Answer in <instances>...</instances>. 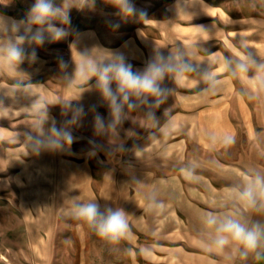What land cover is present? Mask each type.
<instances>
[{"label": "crops", "instance_id": "1", "mask_svg": "<svg viewBox=\"0 0 264 264\" xmlns=\"http://www.w3.org/2000/svg\"><path fill=\"white\" fill-rule=\"evenodd\" d=\"M178 6L188 14L180 11L178 15ZM0 15L25 19L1 5ZM145 18L146 22L97 21L80 28L70 26L62 41H46L35 48L36 62L25 61L21 70L26 76L19 79L34 85L27 90L32 96L60 103L77 98L81 91L75 86L66 88L60 80V61L67 63L70 74L75 67L73 57L80 59L77 52L96 47L123 54L134 70L145 66L156 46L167 55L172 46L200 42L199 58L213 59L208 54L218 51L228 55L230 47L243 38L264 56L261 12L233 13L224 4L181 0ZM196 26L212 38L202 43L208 36ZM25 49L32 51L28 45ZM220 79L215 94L203 95L202 85L195 81L176 87L166 78L162 86L175 91L156 109L158 124L143 120L142 108L132 113L135 121L123 122L115 143H110L108 136L95 135L94 115L99 113L107 121L108 109L98 92L84 91L79 100L71 101L73 107H82L85 115L79 126L71 129L75 141L70 150L26 155L24 133L29 131L31 117L23 108L35 97L15 90V81L0 74V102L7 108L0 116V201L6 205L3 210L19 213L18 227L24 228L29 241L23 250L48 264H264V249L259 256L228 262L204 252L196 243L202 212L212 208L223 211L225 190L236 182L237 174L264 168V156L259 155L264 151V104L242 94L245 90L239 81L223 74ZM89 83L94 86L95 80ZM62 113L60 105L50 108L58 127L71 118V112L67 116ZM213 132H232L236 142L228 149L210 151L207 137ZM119 145L122 150H117ZM144 147L148 154L141 161L134 149ZM192 160L199 164L196 172L200 179L195 183L185 181L179 172ZM213 161L217 162L215 168ZM153 191L166 205L159 215L145 211L146 197ZM76 196L96 198L101 210L123 208L129 215L130 237L109 245L65 215L68 199ZM251 219L264 223L261 215L252 214Z\"/></svg>", "mask_w": 264, "mask_h": 264}, {"label": "clouds", "instance_id": "2", "mask_svg": "<svg viewBox=\"0 0 264 264\" xmlns=\"http://www.w3.org/2000/svg\"><path fill=\"white\" fill-rule=\"evenodd\" d=\"M105 3L115 8L123 19L137 16L133 0H105ZM94 6L95 0H61L59 4L56 0H34L25 19L17 21L0 15V74H7L15 81V90L35 97L30 106L23 108L31 117L29 131L24 133L26 155L70 150L75 141L71 129L79 126L85 115L83 108L73 107L71 101L79 100L84 91L95 90L107 106V121L99 113L94 115V131L96 136L110 137V143H115L123 122L128 119L135 121L132 113L142 108L145 109L143 120L153 126L158 124L154 116L156 109L175 91L162 86L166 78L176 87L195 81L202 85L200 93L209 95L215 94L221 86L220 76L227 75L241 83L245 90L242 94L264 104V56L243 38L230 47L228 55H221L218 51L208 54L213 59L199 58L197 49L200 42L189 46H172L167 55L160 51L161 47L156 46L145 66L136 70L118 52L99 47L84 52L76 51L80 59L77 61L73 57L75 67L72 73L66 71L67 63L60 61V80L66 88H80V95L60 103H49L40 96H32L27 90L34 85H25L19 79L26 76L21 65L25 61L30 64L36 62V47L43 46L46 41H62L69 35V12L72 8L82 10ZM180 11L188 14L178 6V15ZM145 16V13L139 12L141 21H147ZM196 27L208 36L202 43L212 38L203 27ZM25 45L32 47L31 53L26 51ZM203 51L206 53L205 49ZM92 80H95L94 86L89 83ZM15 93L14 91L13 96ZM55 105L62 107V114L65 116L71 112V118L59 127L50 116V108ZM6 109L0 102V116H3ZM259 135L256 134L257 141ZM235 142L236 136L232 132H213L207 137L210 151L217 148L228 149ZM117 150H122V145ZM91 154L95 155V151ZM134 154L142 161L148 150L146 147L137 148L134 149ZM259 155L264 156V151ZM210 163L213 168L217 166L215 161ZM198 167V162L192 160L181 167L179 172L185 181L195 183L200 179L196 172ZM68 201L69 207L64 210L65 215L81 222L107 244L118 245L130 237L129 215L123 208L105 207L101 210L96 198L82 200L76 196ZM165 207L155 191L147 195L145 211L159 215ZM222 207L223 211L212 208L200 215L197 245L204 252L219 255L228 262L237 258L246 260L250 255L259 256L260 250L264 249V223L252 220L251 215L264 216V168H249L239 172L236 182L225 190Z\"/></svg>", "mask_w": 264, "mask_h": 264}, {"label": "rangeland", "instance_id": "3", "mask_svg": "<svg viewBox=\"0 0 264 264\" xmlns=\"http://www.w3.org/2000/svg\"><path fill=\"white\" fill-rule=\"evenodd\" d=\"M179 1L181 0H133L137 9V16L123 19L117 14L115 8L105 3V0H95L94 8L85 7L82 10L72 8L70 10V26L80 28L95 24L97 21L126 23L129 20H140L139 12L141 11L147 16L153 15L165 6ZM208 1L224 4L233 13H264V0ZM33 2L34 0H0V5L5 11L26 18V13ZM56 2L59 4L61 0H56ZM2 208H6V205H3L0 201V264H48L40 261L33 252L23 250L24 245L29 241L24 235V228L22 226L18 227L20 220L17 216L19 213L3 210ZM52 264L60 263L53 261Z\"/></svg>", "mask_w": 264, "mask_h": 264}]
</instances>
